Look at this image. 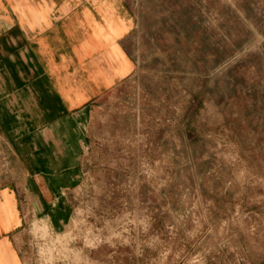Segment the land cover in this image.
I'll return each instance as SVG.
<instances>
[{"label": "rangeland", "instance_id": "1", "mask_svg": "<svg viewBox=\"0 0 264 264\" xmlns=\"http://www.w3.org/2000/svg\"><path fill=\"white\" fill-rule=\"evenodd\" d=\"M131 72L25 264H264V0H125Z\"/></svg>", "mask_w": 264, "mask_h": 264}, {"label": "crops", "instance_id": "2", "mask_svg": "<svg viewBox=\"0 0 264 264\" xmlns=\"http://www.w3.org/2000/svg\"><path fill=\"white\" fill-rule=\"evenodd\" d=\"M125 0H0V264L79 178L97 99L126 77Z\"/></svg>", "mask_w": 264, "mask_h": 264}]
</instances>
